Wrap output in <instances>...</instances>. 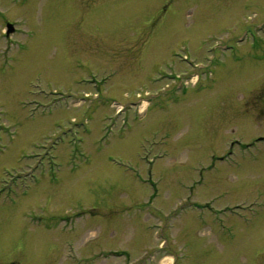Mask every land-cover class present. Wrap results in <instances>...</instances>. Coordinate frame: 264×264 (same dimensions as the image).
<instances>
[{
	"label": "rangeland",
	"instance_id": "374dc122",
	"mask_svg": "<svg viewBox=\"0 0 264 264\" xmlns=\"http://www.w3.org/2000/svg\"><path fill=\"white\" fill-rule=\"evenodd\" d=\"M259 99L264 0H0V264H264Z\"/></svg>",
	"mask_w": 264,
	"mask_h": 264
},
{
	"label": "flooded vegetation",
	"instance_id": "af4514ba",
	"mask_svg": "<svg viewBox=\"0 0 264 264\" xmlns=\"http://www.w3.org/2000/svg\"><path fill=\"white\" fill-rule=\"evenodd\" d=\"M10 35H7V36H10ZM256 105H258L257 107H259V110L261 109V112H262L264 109V101L262 99H259L256 101ZM0 131H2L1 127H0ZM5 138H6V134L1 132L0 133V146L3 145L2 141L5 140ZM263 138L264 137L261 136L260 140H263ZM235 144L238 145L237 148L234 147ZM262 146L264 147V142L263 143L259 142V143L242 144L237 141H231L230 147L228 148V152L219 156L218 159H219V162L225 163L227 167L232 168V169L240 170L247 166L254 167L257 164L260 165V163H262L263 154H264L261 150ZM248 150H251L249 154L247 153ZM263 163H264V160H263ZM26 171H28V169H26ZM32 184H36V182L33 181ZM1 185L3 186V182ZM17 186L18 185L16 182V187ZM1 190H3V187H1ZM20 193L21 195L27 194V190L25 192L20 191ZM243 198H244L243 200L235 202L233 206H229L227 208L228 211L230 212V215L234 219H241L243 217H246V215L248 214L247 211H250L252 219H250L249 223H254L255 221H259V218H261V215L264 213V192L261 193V195L258 197H255L254 193L253 194L250 193L244 196ZM102 254H103L102 251L98 252L97 250L95 256L80 255L79 260L72 261L71 259H69L70 261L69 264H103L104 260L101 257ZM74 257L77 258L78 256H74Z\"/></svg>",
	"mask_w": 264,
	"mask_h": 264
},
{
	"label": "bare ground",
	"instance_id": "6f19581e",
	"mask_svg": "<svg viewBox=\"0 0 264 264\" xmlns=\"http://www.w3.org/2000/svg\"><path fill=\"white\" fill-rule=\"evenodd\" d=\"M163 263L164 264H170L171 263V260L170 259H166Z\"/></svg>",
	"mask_w": 264,
	"mask_h": 264
}]
</instances>
